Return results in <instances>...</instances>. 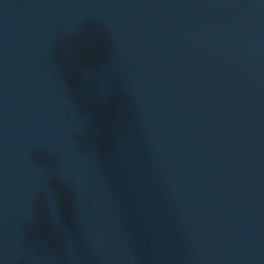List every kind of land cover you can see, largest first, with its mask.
I'll use <instances>...</instances> for the list:
<instances>
[{
  "label": "water",
  "instance_id": "water-1",
  "mask_svg": "<svg viewBox=\"0 0 264 264\" xmlns=\"http://www.w3.org/2000/svg\"><path fill=\"white\" fill-rule=\"evenodd\" d=\"M0 264H264V0H0Z\"/></svg>",
  "mask_w": 264,
  "mask_h": 264
}]
</instances>
